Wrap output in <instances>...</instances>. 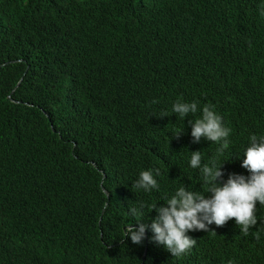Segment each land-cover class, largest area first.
I'll list each match as a JSON object with an SVG mask.
<instances>
[{
    "label": "trees",
    "instance_id": "1",
    "mask_svg": "<svg viewBox=\"0 0 264 264\" xmlns=\"http://www.w3.org/2000/svg\"><path fill=\"white\" fill-rule=\"evenodd\" d=\"M177 101L196 102L195 116L172 113ZM206 104L231 129L222 154L191 136ZM253 134L264 0H0V264H264L259 202L248 236L213 223L186 233L197 243L179 258L151 228L153 204L203 192L192 151L224 161L221 185L250 176ZM149 169L158 189L133 188ZM141 223L137 245L125 227Z\"/></svg>",
    "mask_w": 264,
    "mask_h": 264
},
{
    "label": "clouds",
    "instance_id": "2",
    "mask_svg": "<svg viewBox=\"0 0 264 264\" xmlns=\"http://www.w3.org/2000/svg\"><path fill=\"white\" fill-rule=\"evenodd\" d=\"M197 111L196 102L177 101L172 108V113L182 119L190 114L195 116ZM167 115L169 114L164 113L161 116ZM189 123L192 125L193 142L198 143L203 137L218 143L221 147L217 151L221 154L229 147L228 137L231 129L223 125L222 117L214 110V106L204 105L200 118L190 120ZM180 132L175 136L178 137ZM249 140L250 143L243 154L242 167L248 170L250 176L230 174L227 181L221 185L219 178L223 176L221 166L224 161L217 164L213 159L202 165L201 151H192L190 166L200 170L203 192L180 187L171 198L165 200V206H151V210L155 209L158 213L151 224L153 239L174 257H182L196 245L197 240L186 234L189 231L209 232V225L215 223L217 227H222L234 219L240 233L246 237L252 226L257 224V202L264 206V136L258 138L253 134ZM153 171L156 176L160 174L159 169L143 170L132 187L145 191L158 189ZM130 214L133 217L141 215L137 208H131ZM145 232L146 225L143 223L139 228L127 224L124 237L129 236L134 244L139 245L145 239ZM252 235L257 240L260 238L258 230Z\"/></svg>",
    "mask_w": 264,
    "mask_h": 264
},
{
    "label": "water",
    "instance_id": "3",
    "mask_svg": "<svg viewBox=\"0 0 264 264\" xmlns=\"http://www.w3.org/2000/svg\"><path fill=\"white\" fill-rule=\"evenodd\" d=\"M19 87V85L16 87V88H18ZM106 194L109 196V193L106 191Z\"/></svg>",
    "mask_w": 264,
    "mask_h": 264
}]
</instances>
